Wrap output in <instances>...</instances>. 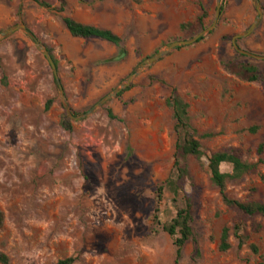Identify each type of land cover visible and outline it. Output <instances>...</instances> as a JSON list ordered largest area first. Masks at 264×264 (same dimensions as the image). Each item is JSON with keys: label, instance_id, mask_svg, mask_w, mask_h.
Instances as JSON below:
<instances>
[{"label": "rangeland", "instance_id": "1", "mask_svg": "<svg viewBox=\"0 0 264 264\" xmlns=\"http://www.w3.org/2000/svg\"><path fill=\"white\" fill-rule=\"evenodd\" d=\"M58 6V0H46ZM261 8L264 0H258ZM65 15L113 31L127 56L97 39L73 38L61 15L31 0H0V33L23 23L50 53L24 32L0 37V251L9 264H253L264 260V217L225 206L211 183L207 158L237 149L257 162L264 144V60L238 53L233 38L259 15L254 0H66ZM135 77L120 96L94 105L124 82L144 59L167 44L191 39ZM207 12L203 27L197 22ZM263 10V9H262ZM183 23L193 27L181 30ZM238 47L264 56V12ZM255 65L263 79L246 81L222 62ZM173 91L188 104L203 155L188 156L187 175L175 197L166 187L158 219L156 188L173 173L176 135L166 101ZM50 106L46 109L47 103ZM76 117L70 131L59 122ZM107 109L115 119L107 116ZM73 115V114H72ZM68 116V115H67ZM256 127V132L249 128ZM209 134V137H201ZM222 172L231 165L222 163ZM229 197L264 203V164L226 185ZM189 201L193 235L176 259L161 229ZM240 223L243 244L218 249L224 226ZM255 246L257 252L252 250Z\"/></svg>", "mask_w": 264, "mask_h": 264}, {"label": "trees", "instance_id": "2", "mask_svg": "<svg viewBox=\"0 0 264 264\" xmlns=\"http://www.w3.org/2000/svg\"><path fill=\"white\" fill-rule=\"evenodd\" d=\"M40 7L52 9L56 13L61 15V21L73 38L79 39H97L107 42L117 48V55L112 60L120 61L127 56V50L124 46L123 39L114 33L113 31L105 28H100L93 25L84 24L78 22L68 15H65L67 2L66 0H58V6H52V4L46 0H31ZM264 12V6L262 7ZM222 9H220V12ZM207 17V12L204 8L201 9V14L197 17L196 22L203 27L204 20ZM192 23H183L180 26L181 30L191 29ZM202 38H199L201 40ZM239 39L236 41L238 44ZM222 65L229 71L236 72L240 78L246 81H259L263 79V76L259 73L258 68L250 63L237 64L233 61H223ZM121 93L118 95L120 96ZM167 106L171 109V117L173 120V132L176 135L175 143V163L173 165V173L163 183L156 188V201L157 208L153 215V220L156 224L160 225L158 219V212L160 211V204L162 202L164 189L168 187L171 189L175 197H177L184 185L187 175L185 158L193 156L200 158L203 155L200 138L197 136L194 128L190 123V117L188 113V104L173 91L166 101ZM50 106V102L47 103L46 109ZM75 116L74 113H72ZM107 116L111 119H115V115L110 109H107ZM62 129L70 131L72 128L71 118L67 115H63L59 122ZM257 128H249L250 132H256ZM209 134H205L201 137H209ZM256 153L259 156L257 162H248L242 159V153L237 149H227L224 151H217L211 153L207 158V172L210 176L211 183L219 190L221 200L228 208H233L247 217L262 216L264 217V203L258 201H240L238 199L231 198L226 193V185L229 182L240 180L244 175L252 174L256 171L259 164H264V144L260 143L256 149ZM227 163L231 165L230 172H222L220 165ZM5 215L0 209V229L3 227ZM161 229L171 237L173 245L175 247L176 259L180 257L182 248L191 239L193 232L191 226V211L189 201L186 200L185 206L177 208L175 216L170 222L161 224ZM233 235L238 244H243V229L240 223H236L232 228L224 226L220 233V239L218 249L225 252L231 248L230 237ZM254 252H257L255 246L251 247ZM9 256L0 251V264H9ZM74 257H65L58 260L55 264H74ZM253 264H264V260L258 261Z\"/></svg>", "mask_w": 264, "mask_h": 264}, {"label": "water", "instance_id": "3", "mask_svg": "<svg viewBox=\"0 0 264 264\" xmlns=\"http://www.w3.org/2000/svg\"><path fill=\"white\" fill-rule=\"evenodd\" d=\"M254 1H255V5H256V8L258 10V14L259 15L254 19L253 23L250 25V27L246 31L236 35L233 38L232 45H233L234 49L238 53H240L242 55L250 56V57L255 58V59L264 60V56H258V55H255L253 53H250L248 51L240 49L238 47V45H237V42H236L238 39L244 38V37H247L248 35H250L253 32L254 28L256 27V25H257V23L259 21L260 15H261L263 10L261 8V5H260L259 1L258 0H254ZM219 13H220V7L218 5L217 9H216V16H215V19H214L212 25H210L209 27L203 29L201 32H199L197 35H195L191 39L184 40V41H175V42L169 43L163 49L159 50L158 52H156L152 56L144 59L141 63H139V65L134 69V71L127 77V79L124 82H122L118 87L113 89L108 95H106L102 99H100L99 102L94 105L93 109L101 107L107 101H109V100L113 99L114 97H116L120 92H122L124 89H126L127 87L130 86L131 81L135 77L140 75L142 72L147 70L149 67L153 66L156 62H158L161 58L166 56L174 48H176L178 46H185V45L193 44L196 41H198L199 38H201L202 36L208 34L214 28V26L216 24V21H217V18L219 16ZM16 31L24 32L31 40L34 41L37 49L40 50L43 53V55L45 56V58L47 59L49 65H50V67L52 68V71H53L54 76H55V81H56V83H57V85L59 87V90L61 91L62 96L64 97L63 89L61 87L59 79L57 78V69H56V66H55V63L53 61L52 56L50 55L48 50L42 44L38 43V41L35 38V35L31 31H29L23 23H19L18 25L14 26V27H9V28L5 29L4 31H2L0 33V37H7V36L11 35L12 33L16 32ZM65 111H66V114L71 119H73V120L76 119V117H74L72 115V113L70 112V109H69V107L67 105H65Z\"/></svg>", "mask_w": 264, "mask_h": 264}]
</instances>
